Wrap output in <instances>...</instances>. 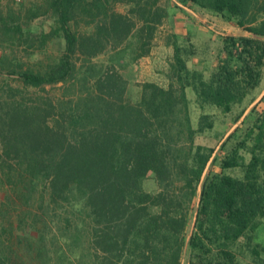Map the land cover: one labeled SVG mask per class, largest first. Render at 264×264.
I'll use <instances>...</instances> for the list:
<instances>
[{
	"label": "trees",
	"instance_id": "16d2710c",
	"mask_svg": "<svg viewBox=\"0 0 264 264\" xmlns=\"http://www.w3.org/2000/svg\"><path fill=\"white\" fill-rule=\"evenodd\" d=\"M158 2L44 0L26 13L48 15L50 31L41 33L0 6V32L32 49L63 44L37 69L0 56V264H181L185 248L189 264L263 259L264 38L252 35L264 36V0H181L250 35L223 36L207 73L191 65L199 55L191 33L175 34L169 86L145 83L136 101L117 66L124 51L109 65L87 64L129 41L137 14L147 54L151 22L166 12L150 15ZM119 3L134 5L132 14L111 8ZM82 14L94 22L84 32ZM11 80L79 92L32 100ZM175 136L188 146L177 149ZM151 179L158 192L147 190Z\"/></svg>",
	"mask_w": 264,
	"mask_h": 264
},
{
	"label": "rangeland",
	"instance_id": "374dc122",
	"mask_svg": "<svg viewBox=\"0 0 264 264\" xmlns=\"http://www.w3.org/2000/svg\"><path fill=\"white\" fill-rule=\"evenodd\" d=\"M42 3H44V0H0L1 10L5 15L11 13L20 15L21 18L17 22L24 25L25 29H32L34 33H41L43 30L50 31L48 15H41L31 21L26 17V13H28L29 9L40 6ZM111 8L118 13L131 15V10L134 8V5L119 3L114 4ZM157 9H165L166 12L163 13V17L159 22H151L156 25V29L153 39H151L150 44L147 46L149 50L147 54H142L141 52L142 44L147 39L148 29L144 26L145 20L139 19V15L137 14V27L130 40L117 50H115V48L107 49L104 54L91 59V62L87 64L89 66L99 67L109 65L113 55L116 54L117 51H124L121 63L117 64V66L129 81L128 94L136 101L140 99L142 88L145 83H157L162 87L169 86L172 75V63L174 61L173 36L175 34L183 37L187 35L188 32L191 33L199 49V55L192 60L191 65L205 69L207 73H210L217 64V56L223 46V36L250 35L242 28L223 20L220 16L212 12L197 7L185 6L181 0H159L155 7L149 9L150 15L153 16L154 13L156 14L158 11ZM89 21H92L91 17L83 14L79 16V24L77 27L81 32L93 28L94 25L92 24L94 22L92 21L89 23ZM25 42L24 39L21 41L20 35L14 38L12 35L0 32V56L6 54L8 51L10 55L18 59L21 64L37 69L40 68V66H38L39 63L46 64L49 60L48 57L59 55L63 48V44L57 40L48 42L46 46L38 42L34 45L33 49ZM27 52L33 55L31 56ZM140 54L142 55L140 56ZM78 61L82 62L80 59ZM9 82L14 88L23 90L24 94L32 100H38L41 96L44 97L48 95L56 101H66L69 98H75L79 92L78 86H70L69 84L68 86L59 84L41 89H26L23 88L18 81L11 80ZM75 82L76 81H73L72 83L75 84ZM263 95L264 92L260 98ZM191 98H193L192 95ZM249 111L250 109L247 113H249ZM195 121L194 119V122ZM235 127H233L232 130ZM225 128V125L219 124L216 131L223 132ZM210 138L212 139H209V143H213L216 139L214 136ZM174 145L177 149H183L188 146V142L181 136H175ZM146 188L147 190H154L155 192L160 190V186L156 183V180L154 181L152 179L147 182ZM3 199L4 194L2 192L0 194V203ZM192 231L193 226L189 227L186 234L189 233L190 235ZM261 239L263 240L264 246V229L261 232ZM262 258L263 259L256 264H264V252ZM181 264H189L188 248H185L183 252Z\"/></svg>",
	"mask_w": 264,
	"mask_h": 264
},
{
	"label": "water",
	"instance_id": "95a60500",
	"mask_svg": "<svg viewBox=\"0 0 264 264\" xmlns=\"http://www.w3.org/2000/svg\"><path fill=\"white\" fill-rule=\"evenodd\" d=\"M252 35V34H251ZM252 36H255V37H257V38H264V36H262V35H252Z\"/></svg>",
	"mask_w": 264,
	"mask_h": 264
}]
</instances>
